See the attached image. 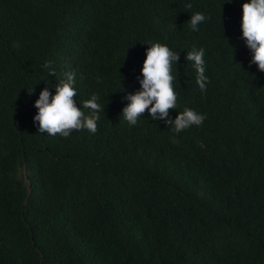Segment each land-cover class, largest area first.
I'll list each match as a JSON object with an SVG mask.
<instances>
[{
	"label": "trees",
	"instance_id": "obj_1",
	"mask_svg": "<svg viewBox=\"0 0 264 264\" xmlns=\"http://www.w3.org/2000/svg\"><path fill=\"white\" fill-rule=\"evenodd\" d=\"M212 4L0 0V264H264V76L218 53ZM197 12L208 19L194 32ZM150 42L179 53L170 117L189 108L201 126L122 117ZM193 47L205 50V92ZM66 72L78 107L100 98L95 134L34 123Z\"/></svg>",
	"mask_w": 264,
	"mask_h": 264
},
{
	"label": "clouds",
	"instance_id": "obj_2",
	"mask_svg": "<svg viewBox=\"0 0 264 264\" xmlns=\"http://www.w3.org/2000/svg\"><path fill=\"white\" fill-rule=\"evenodd\" d=\"M216 19L207 22L208 32L217 33L218 41L223 44L218 53L248 62L259 75L264 76V0H210ZM192 4H186L191 9ZM220 11V14H218ZM208 18L202 13H195L188 23L193 31ZM213 22H215L213 24ZM205 50L193 48L187 53L186 60L193 63L196 69V83L201 90H207L210 82L205 75ZM179 53L159 42L151 43L147 48L146 59L143 63L141 75L137 79L140 90L135 94H128L125 99L127 106L123 109L122 117L129 125H136L146 112L151 120H164L177 134L192 126H201L206 119L204 115L185 108L173 120L170 110L178 107V93L174 90V68L178 71ZM50 67L49 62L44 65ZM49 75L55 76L54 71ZM33 91L29 92L31 95ZM75 73L66 72L64 78L55 85V95L45 88L35 103L38 114L34 123L38 124L39 133H47L53 137L59 134L67 138L75 130H88L95 134L98 131L100 113L105 109L98 103L99 96L92 94L91 98L83 102V109L77 106L75 97ZM87 110V111H84Z\"/></svg>",
	"mask_w": 264,
	"mask_h": 264
},
{
	"label": "bare ground",
	"instance_id": "obj_3",
	"mask_svg": "<svg viewBox=\"0 0 264 264\" xmlns=\"http://www.w3.org/2000/svg\"><path fill=\"white\" fill-rule=\"evenodd\" d=\"M175 29V28H174ZM195 32V31H194ZM192 46H194V45H192ZM194 48V47H193ZM129 66V65H128ZM130 72V71H129ZM178 78V77H177ZM181 87V86H180Z\"/></svg>",
	"mask_w": 264,
	"mask_h": 264
}]
</instances>
